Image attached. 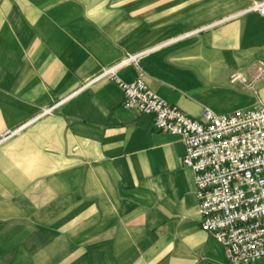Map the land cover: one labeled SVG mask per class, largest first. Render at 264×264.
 <instances>
[{
    "label": "crops",
    "instance_id": "1",
    "mask_svg": "<svg viewBox=\"0 0 264 264\" xmlns=\"http://www.w3.org/2000/svg\"><path fill=\"white\" fill-rule=\"evenodd\" d=\"M251 1L187 21L179 0H0V133L27 123L0 143V264H232L200 227L182 138L123 106L113 78L84 84L128 53L219 21L116 76L141 69L192 117L264 105V15L231 16Z\"/></svg>",
    "mask_w": 264,
    "mask_h": 264
},
{
    "label": "built area",
    "instance_id": "2",
    "mask_svg": "<svg viewBox=\"0 0 264 264\" xmlns=\"http://www.w3.org/2000/svg\"><path fill=\"white\" fill-rule=\"evenodd\" d=\"M249 11L264 15V0L251 1L231 16ZM217 22L128 53L102 68L84 85L104 77L113 78L122 90L123 106L149 114L152 127L182 138L181 162L193 173L201 229L220 241L230 263L249 264L264 256V105L239 107L228 112H216L204 106L198 117H192L153 91L141 69L131 81H123L115 74L119 67L137 64L149 50ZM230 80L247 82L240 73H232ZM77 91L43 107L30 120L51 112ZM25 124L5 129L0 133V143Z\"/></svg>",
    "mask_w": 264,
    "mask_h": 264
},
{
    "label": "rangeland",
    "instance_id": "3",
    "mask_svg": "<svg viewBox=\"0 0 264 264\" xmlns=\"http://www.w3.org/2000/svg\"><path fill=\"white\" fill-rule=\"evenodd\" d=\"M225 0H179L180 17L187 21L198 20L218 12Z\"/></svg>",
    "mask_w": 264,
    "mask_h": 264
}]
</instances>
